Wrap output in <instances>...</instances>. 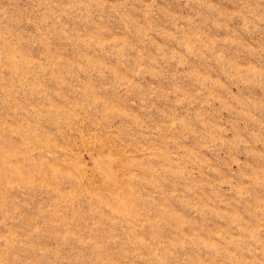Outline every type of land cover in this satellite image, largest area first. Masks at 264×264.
<instances>
[{
  "label": "rangeland",
  "instance_id": "obj_1",
  "mask_svg": "<svg viewBox=\"0 0 264 264\" xmlns=\"http://www.w3.org/2000/svg\"><path fill=\"white\" fill-rule=\"evenodd\" d=\"M0 264H264V0H0Z\"/></svg>",
  "mask_w": 264,
  "mask_h": 264
}]
</instances>
